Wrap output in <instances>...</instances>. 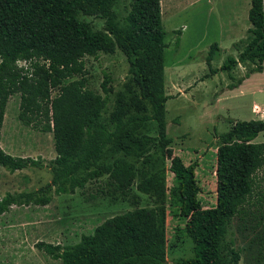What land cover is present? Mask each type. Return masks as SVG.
Segmentation results:
<instances>
[{
	"label": "trees",
	"instance_id": "obj_1",
	"mask_svg": "<svg viewBox=\"0 0 264 264\" xmlns=\"http://www.w3.org/2000/svg\"><path fill=\"white\" fill-rule=\"evenodd\" d=\"M114 1L0 0V130L9 98L19 95V120L51 132L56 152L50 166L51 182L35 192L6 193L0 199V217L12 205L48 204L49 196L38 193L52 187L57 195L73 194L105 178V188L97 193L125 198L135 184L138 192L154 199L152 207H135L109 217L75 244L63 247L41 241L36 246L61 264H167L168 170L178 181L180 213L193 241V256L178 264H238L240 254L234 241L227 247L223 244L235 217L250 224L255 263L263 264L264 142L251 140L264 132V121L231 120L230 128L218 136L223 142L216 149V203L203 207L195 178L197 163L186 165L174 154L166 134L169 96L164 91L166 32L161 0H131L123 23L112 10ZM81 16L104 19V28L94 29ZM248 20L246 42L237 57L212 69L217 43L211 44L206 57L210 74L231 71L239 64L248 68L229 87L264 68L263 0L250 1ZM116 50L128 63L130 87L129 95L115 93L111 106L108 75L101 83L104 95L74 77L82 73L86 56L96 58L101 52ZM149 121L156 124V136L142 131ZM127 157L141 159L140 166ZM39 166L36 159L13 156L0 147V167L11 173ZM137 176L140 179L135 183Z\"/></svg>",
	"mask_w": 264,
	"mask_h": 264
},
{
	"label": "rangeland",
	"instance_id": "obj_2",
	"mask_svg": "<svg viewBox=\"0 0 264 264\" xmlns=\"http://www.w3.org/2000/svg\"><path fill=\"white\" fill-rule=\"evenodd\" d=\"M130 1L115 0L113 3L112 10L120 23L124 21ZM250 1L161 2V21L166 32L164 91L169 96L165 103L166 134L171 139L174 154L180 156L186 165L197 163L195 178L201 188L198 199L206 208L216 203V149L223 142L218 136L230 128L229 121L253 117L252 96L234 97L231 94L237 85L229 87L248 68L239 64L231 71L220 70L210 74L206 57L213 43H217L219 50L211 59L212 69L220 68L228 58L238 56L250 27ZM81 19L90 22L94 29L104 28V19L100 17L81 16ZM236 42L237 46L233 47ZM18 64L26 65L23 61ZM105 75L110 77L108 86L112 93L109 102L112 106L115 93L129 95L128 63L119 50L111 54L101 52L96 58L86 56L82 73L74 79H81L86 88L104 95L101 83ZM219 96L221 101L215 104ZM19 104V95L15 94L8 100L0 130V147L10 155L36 159L40 166L24 168L16 173L0 167V199L6 193L38 191L53 177L50 166L56 152L52 133L23 124L18 117ZM145 107L151 114L148 102H145ZM142 131L156 136L155 122L146 123ZM263 136L261 133L251 142L264 141ZM127 158L140 166L141 159ZM165 165L168 167L169 162L166 161ZM139 179L137 176L135 183ZM105 182L106 179L102 178L73 194L57 195L52 187L49 192L38 193L49 196L46 205H12L0 217V264H61L60 260L52 259L39 249L36 243L72 245L80 240L82 234L92 233L109 217L135 207H152L155 204L153 198L138 192L135 184L125 198L119 194L97 193L100 187L105 188ZM165 184L167 264H178V260L193 256V241L188 237L186 220L180 213L176 196L178 181L168 170ZM231 239L240 254L238 264H256L255 235L250 224H242L237 217L233 218L223 244L227 247Z\"/></svg>",
	"mask_w": 264,
	"mask_h": 264
},
{
	"label": "crops",
	"instance_id": "obj_3",
	"mask_svg": "<svg viewBox=\"0 0 264 264\" xmlns=\"http://www.w3.org/2000/svg\"><path fill=\"white\" fill-rule=\"evenodd\" d=\"M231 95L238 98L244 97L246 95L252 96L253 101H252L251 114H253V117L250 119H260L264 121V68L262 72L253 73L248 78L241 81L240 84H238L236 87L233 88ZM220 96L215 99V104L221 101ZM254 106H257L258 111L254 110L253 108ZM261 108L263 109L262 112H260ZM17 171L20 170H16L12 173H16Z\"/></svg>",
	"mask_w": 264,
	"mask_h": 264
},
{
	"label": "built area",
	"instance_id": "obj_4",
	"mask_svg": "<svg viewBox=\"0 0 264 264\" xmlns=\"http://www.w3.org/2000/svg\"><path fill=\"white\" fill-rule=\"evenodd\" d=\"M253 108H254V110H257L258 111L257 106H254Z\"/></svg>",
	"mask_w": 264,
	"mask_h": 264
}]
</instances>
